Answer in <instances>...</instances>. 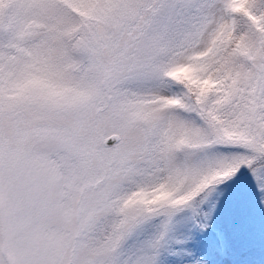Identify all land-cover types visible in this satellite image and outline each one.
Listing matches in <instances>:
<instances>
[{"label": "snow or ice", "instance_id": "1", "mask_svg": "<svg viewBox=\"0 0 264 264\" xmlns=\"http://www.w3.org/2000/svg\"><path fill=\"white\" fill-rule=\"evenodd\" d=\"M0 264H264V0H0Z\"/></svg>", "mask_w": 264, "mask_h": 264}]
</instances>
